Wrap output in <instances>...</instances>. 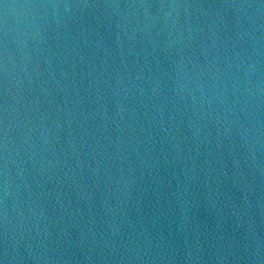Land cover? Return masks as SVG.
Returning <instances> with one entry per match:
<instances>
[{"label":"water","instance_id":"obj_1","mask_svg":"<svg viewBox=\"0 0 264 264\" xmlns=\"http://www.w3.org/2000/svg\"><path fill=\"white\" fill-rule=\"evenodd\" d=\"M0 264H264V0H0Z\"/></svg>","mask_w":264,"mask_h":264}]
</instances>
